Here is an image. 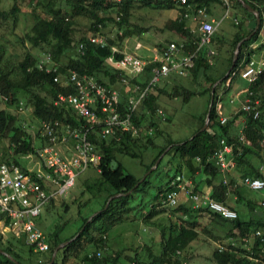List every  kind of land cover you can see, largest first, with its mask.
Masks as SVG:
<instances>
[{
    "label": "trees",
    "instance_id": "1",
    "mask_svg": "<svg viewBox=\"0 0 264 264\" xmlns=\"http://www.w3.org/2000/svg\"><path fill=\"white\" fill-rule=\"evenodd\" d=\"M24 1L26 0H13L12 6L4 9L0 0V24L7 23L15 28L21 12L20 4ZM227 1L228 9H231L230 15L234 18V32L226 38L217 27L210 44L198 49L193 67L184 75L189 84L198 88H188L179 79L181 76L173 75L152 85L133 114L134 122L139 128L137 135L117 132L112 136L103 137L100 134V126L96 125L91 129L90 139L100 159L97 165L88 168H95L98 175L83 180L84 189L81 196L89 193L87 200L74 198L71 201V204L76 206L75 214L79 223L66 235L61 234L66 222L56 224L53 230L46 234L49 243L47 251H34L22 238L10 235L3 239L0 233V264L116 263L123 251L108 252L107 231L127 218L132 209L131 200L144 194L151 186L156 188V192L149 201V210L142 212L141 220L157 228L160 248L155 253L145 243V260L140 261L136 254L131 261L136 259V264H187L188 259L192 258V255H189L190 248L199 239L206 242L205 237H210L218 242L212 248L210 256L214 264H264V243L254 234L255 230H260L264 236V219L251 214L255 206L264 211V205L261 200L255 203V200L247 195L248 187L235 185V178L240 175V172L235 171L239 170L237 165L251 169V173L244 176L264 179L262 167L255 168L248 160L249 154L262 157L255 149L260 147L259 144L264 139L262 113L253 118L250 113L238 109V104L229 112L223 105L217 107V102H221L222 96L230 93V100L235 95V92H231L234 78L227 84L232 71L243 68L250 58L264 61V43L253 46L264 31V0H243L260 16L259 27L249 38L246 37L254 29L255 14L244 8L238 0ZM29 3L32 24L30 29L18 35V38L21 44H29L40 51L35 55L29 49L25 50L16 64L11 66L7 62L2 64L3 51H0V101L6 104L0 106V142H6L7 147L4 153H0V163L13 162L25 171L28 169L24 162L26 155L39 157L38 149L47 142V137L41 133L44 122L57 123L59 133L66 127L80 128L87 125V121L78 115L69 103L59 100L60 94L74 91L73 86L66 83L65 75L68 70H75L79 75L92 76L100 83L118 89L122 113L128 106L129 98L139 93L135 85H139L141 89L148 85L155 63H148L142 73L131 77L107 60L110 55L116 58L122 56L120 51L125 38L133 34L140 35L148 30L145 26L131 24L130 17L135 6L178 9L171 26L180 37L185 52L194 51L200 40L198 30L192 28L188 21H191L202 7L209 13L212 5L223 6L221 0H187L185 4L178 0H123L120 4L114 0H29ZM223 8L225 9L224 6ZM117 15H120L119 21L115 19ZM78 18L86 19L87 24L80 26ZM109 24H113L115 29L113 36L104 32ZM97 34L105 39L106 44L101 45L90 40L91 36ZM239 42L241 44L237 60L229 69L233 52ZM112 47L120 51L113 52ZM211 50L213 54L210 53ZM45 54H50L51 62L40 67V59ZM218 59L222 60L219 66ZM200 68H203V71L198 80ZM56 75L59 80L54 81ZM123 78H126V82ZM212 87L213 103L204 130L200 129L208 107L199 117V127L184 140L175 141L160 128L159 121L164 120L157 115L161 96L188 102L194 95L207 94L209 103ZM249 87L253 91L252 100L257 101L255 106L261 111L264 105V67ZM13 105L20 109L22 105L30 106L40 129L37 131L38 139L23 125L18 114L8 109ZM220 116H227V121L221 123ZM165 120L169 121L170 118L165 115ZM242 121L245 123L243 133L249 140V145L237 140L238 126ZM222 139L232 145L236 154V164L227 174V182H223L219 168L211 160ZM148 150L149 160L144 164L145 172L164 153L157 167L139 182L140 177L125 171L117 156L125 155L142 161ZM112 161L116 162L114 167ZM163 166L164 169L167 167L166 180L153 184L152 175L159 172ZM169 166H172V174L167 173ZM185 176L190 179L193 192L209 194L215 201L235 211L237 216L225 218L208 206L195 204L187 198L184 201L179 198L172 207L162 205L164 193L171 188L170 182L187 180ZM115 194L119 195L113 197L105 206L108 199ZM53 200L54 198L45 207ZM88 204L93 206L83 213L80 208ZM62 205L64 212L70 211L68 203L62 201ZM93 213L96 214L87 221ZM75 217L69 220H75ZM158 217L160 219L156 221ZM37 222L39 224L38 220ZM78 232L72 241L57 250L53 262H50L54 249ZM201 235L205 237L201 238ZM220 245L224 248L220 249Z\"/></svg>",
    "mask_w": 264,
    "mask_h": 264
},
{
    "label": "built area",
    "instance_id": "2",
    "mask_svg": "<svg viewBox=\"0 0 264 264\" xmlns=\"http://www.w3.org/2000/svg\"><path fill=\"white\" fill-rule=\"evenodd\" d=\"M114 1L119 4L123 2V0ZM178 1L181 4L187 2V0ZM221 1L226 10L225 14L230 15L228 1ZM185 16H187L186 13ZM115 19L119 21L120 15H117ZM193 19L198 22L197 30L200 34L198 46L194 51L185 52L181 42L172 41L155 50L147 58L123 48L120 51L118 48L112 47L113 52L120 51L122 56L116 58L114 55H110L107 59L108 62L131 77L142 73L148 63H155L148 85L143 89L139 85H135V89L139 90V93L129 98L128 106L123 113L120 111L118 89L106 86L92 76L79 75L72 69L67 71L66 83L71 84L74 91L64 95L60 94L59 100L69 103L74 111L87 121V125L80 128L66 127L62 133H59L57 123L44 122L41 133L47 137V142L38 149V156L42 162L39 168H28L25 171L13 162L0 163V215L2 216L0 218V233L3 237L10 234L22 238L34 251L49 249L46 234L40 228L37 220L45 205L52 198L64 197L80 173L89 166L98 164L100 155L95 151V145L90 139L91 129L96 125L100 126V134L103 137L112 136L117 132L138 134L139 128L134 122L133 114L141 99L152 85L170 75H186V72L194 65L198 49L210 44L212 35L219 25V22L214 19H208L205 7L198 9V13ZM90 40L101 45L106 44L105 39L99 34L91 36ZM79 47L81 48L82 44ZM210 53L214 52L211 50ZM50 62V54H45L40 59L39 66L44 67ZM263 67L262 59L250 58L243 68L232 71L227 80V84L231 78L237 77L248 81V85L237 91L229 102H237L238 109L250 113L253 118H257L260 111L255 106L257 101L252 100L253 91L249 85L262 72ZM46 70L48 71L49 68ZM57 80H59V76L56 75L54 81ZM123 81L126 82V78H123ZM157 115L165 120V114L161 109L157 110ZM227 119V116H220L221 123H225ZM244 127L245 123L242 121L238 126L237 140L242 144L249 145L250 142L243 133ZM62 145L64 150L60 148ZM239 153L240 151H238ZM235 158L236 154L232 145L224 139L220 140V147L213 153L211 160L219 168L223 182L228 181L227 174L235 166ZM169 185L171 188L164 193L162 198L164 206L176 205L182 194L184 198L191 199L195 204L206 205L225 218L237 216L235 211L215 201L209 194L202 195L193 192L191 182L176 183L175 180H172ZM235 185H243L258 191L264 189V179L243 176L235 178ZM261 204L264 205V198L261 200ZM254 234L264 243V236L260 230H255ZM228 239L231 240V237ZM219 247L220 249L224 248L223 245Z\"/></svg>",
    "mask_w": 264,
    "mask_h": 264
},
{
    "label": "rangeland",
    "instance_id": "3",
    "mask_svg": "<svg viewBox=\"0 0 264 264\" xmlns=\"http://www.w3.org/2000/svg\"><path fill=\"white\" fill-rule=\"evenodd\" d=\"M12 3L13 0H2L1 7L8 9L12 6ZM20 5L21 12L18 15V22L15 28H12L7 23L0 24V51H3L2 64L7 62L10 64V66L16 64L17 60L20 59L21 53L27 49H29L35 55H37V53L40 51L29 44L23 45L19 42L18 35L28 31L32 24V15L30 13L31 4L29 3V0L21 2ZM216 7H219V32L226 38L230 37V34L235 30V26L233 25V15L225 14L226 10L221 4H217ZM229 12L231 13V9H229ZM177 13L178 9L135 6L130 17L131 24L145 26L148 28V30L140 35L133 34L130 37L125 38L123 41V48L126 51L134 52L137 55L143 56L145 53L149 54L160 49L162 45L167 44L169 41L180 42V37L175 33L171 26V22L176 18ZM77 21L80 26L87 24V20L84 18H78ZM188 22L191 27L197 29V21L193 20L192 18V20ZM104 32L106 35L113 36L115 32V29H113V24H109L104 29ZM263 33L260 35V39L264 40ZM137 43L139 44L137 45ZM221 61V59H218L217 66L221 65ZM179 79L188 88H198L192 84H189L187 82L186 76H181ZM235 82L236 84L234 85ZM247 85L248 81L245 79H242L241 77L234 78L231 92L234 93L235 90L244 88ZM229 94H227L225 97L222 96V99L220 100L221 102H217V107L220 108V105H223L227 112L231 111V109L237 105V102H229ZM208 104L207 94L194 95L188 102H182L179 100V98L170 99V97L161 96L159 109H161L165 115L170 118V120L159 121L160 128L165 133L169 134L173 140H184L190 137L192 133L199 127V117L208 107ZM3 105L6 104L0 101V106ZM8 109L17 113L21 118L23 125L29 129L34 138L38 139L37 131L39 132L40 129H38V123L31 113L30 106L22 105L20 109L19 107L13 105L8 107ZM260 114L262 115V120L264 121V105L261 108ZM259 146V148L255 147V149L262 157L249 154L248 160L255 168L262 167V171L264 172V139L259 144ZM60 148L61 150H64L63 145ZM6 149V142H0V153H4ZM149 151L150 150L145 153L147 156H144L142 161H140L138 158H132L125 155H118L117 158L121 162L125 171L130 172L141 179L147 172L144 171V164H146L149 160ZM25 158L27 161L25 160L24 162L27 168L35 169L40 167L41 162L39 161V157L35 158L34 155H26ZM164 161H166V159ZM169 167L170 170H167V173L169 172V174H172V166ZM166 168L167 167L164 169L163 166L159 172H156L152 175L151 179L153 184L160 181L164 182L166 180ZM237 169L239 170L235 171L240 172L238 178H242L245 174L248 175L251 173L250 168L245 166L242 167V165H237ZM97 175L98 173L96 172L95 168L90 167L86 169L76 177L74 185L70 188L66 196L63 198L59 197L54 199L53 202L45 207L38 219L39 226L45 234L52 231L56 224L66 222L65 228L61 232L62 235H66L71 229L75 227L76 224L79 223L78 217L75 214L77 211L76 206L71 204V201L74 198L81 199L82 201L87 200L89 193H84L81 196V192L84 189L83 180L89 177H96ZM185 177L188 178L187 176ZM187 180L190 179L188 178ZM155 192V187L151 186L144 194L135 196L130 202L132 209L127 215V218L115 224L107 231L109 246L108 252L111 253L115 250L121 252L123 251V254L116 263L109 264H136V259L131 261L132 257L136 254L138 255V259H140V261L145 260L146 252L144 251V247H146V245L150 246L152 251L155 253L159 251V231L157 228L150 225V223H143L141 220V214L142 212L149 210V201ZM247 195L254 199L256 203L257 201H260L264 198V189L258 191L248 189ZM62 201L69 204L71 208H69V212L63 211ZM92 206L88 204L87 206H83L80 209L83 213H85L88 212ZM251 214L258 218L262 217V219H264V211H262V209L258 206H255L254 209L251 210ZM73 217L76 219L69 220ZM159 219L160 217H158L156 221ZM160 221L162 222V219ZM8 235L10 236V234H7V236H4L3 239H7L9 237ZM204 237V235H201V238ZM205 238H207L206 242H203V240L199 239L197 243H195L190 248L189 255H192V258L188 259L187 264H214V262L210 260V256L212 248L215 247L218 242L212 240L210 237ZM145 243L146 245H144ZM135 249L137 251H135Z\"/></svg>",
    "mask_w": 264,
    "mask_h": 264
},
{
    "label": "water",
    "instance_id": "4",
    "mask_svg": "<svg viewBox=\"0 0 264 264\" xmlns=\"http://www.w3.org/2000/svg\"><path fill=\"white\" fill-rule=\"evenodd\" d=\"M238 1H239V2L243 5V7L246 8L249 12L254 13V14H255V17H256V21H255L256 23H255L254 29H253V31L250 33V35H248V36L246 37V38H249V37L251 36V34H253L254 31L259 27L260 16H259V13H258L256 10H254V9H253L248 3L244 2L243 0H238ZM240 44H241V42H239V43L236 45V48H235V50H234V52H233L232 63H231V66H230L229 69H231V68L234 66V64H235V62H236V60H237L238 53H239V47H240ZM202 71H203V68H200V70L198 71V74H197V79H198V80H199V78H200V76H201V74H202ZM228 72H229V71H227L226 74H228ZM212 103H213V87H212V90H211V96H210V101H209V104H208L207 113H206V116H205V121H204V124H203V126H202V128H201L200 130H204V129L207 127V124H208V121H209V112H210V110H211ZM163 153H164V152H163ZM163 153L157 158V160L155 161L154 165L150 167V169H149V170L143 175V177L139 180V182L142 181V180L145 178V176H146L149 172H151L152 170H154V169L157 167V164L159 163L160 158L162 157ZM115 164H116V162H115V161H112V166H113V167L115 166ZM139 182H138V183H139ZM138 183H137V184H138ZM137 184H136V185H137ZM118 195H119V194H115V195H113L112 197H110V198L108 199V201L106 202L105 206L108 204V202H109L113 197L118 196ZM95 214H96V213H93V214L87 219V221H89V220H90ZM78 234H79V232H78L74 237H72V238H70V239L64 241L63 243L59 244V245L54 249V251H53V253H52V257H51V261H50V262H53L57 250H58L60 247H62V246H64L65 244L69 243L70 241H72V240H73ZM3 253H4V252H3ZM5 254H6V253H5ZM7 256H8L9 258H11L9 255H7ZM11 259H13V258H11Z\"/></svg>",
    "mask_w": 264,
    "mask_h": 264
},
{
    "label": "crops",
    "instance_id": "5",
    "mask_svg": "<svg viewBox=\"0 0 264 264\" xmlns=\"http://www.w3.org/2000/svg\"><path fill=\"white\" fill-rule=\"evenodd\" d=\"M217 5H212L211 6V11L209 12V13H207V17H208V19H214L215 21H217V22H219V24H220V21H219V18H218V13H219V7H216ZM194 20V19H193ZM188 24H189V22H188ZM191 26V25H190ZM193 28V27H192ZM264 40L263 39H260V37H259V40L257 41V42H255L254 44H253V46L255 47V46H257L258 44H260V43H262ZM139 43H137V45H138ZM124 47V46H123ZM124 49V48H123ZM154 52V51H153ZM152 52V53H153ZM152 53H149V54H146L145 53V55H143L144 57H149V56H151L152 55ZM171 76V75H170ZM173 76H175V75H173ZM236 84V82L234 83V85ZM240 85V84H239ZM233 86V85H232ZM241 86V85H240ZM245 88V87H244ZM243 88H240V89H238V90H235V93L237 92V91H240V90H242ZM225 109V108H224ZM227 109H228V107H227ZM232 110V109H231ZM70 153V152H69ZM186 182L188 183L189 182V180L187 181L186 180ZM156 189V188H155ZM180 200L181 201H184L185 200V198H184V196L183 195H181V197H180Z\"/></svg>",
    "mask_w": 264,
    "mask_h": 264
}]
</instances>
